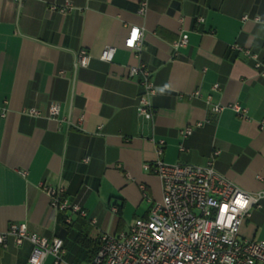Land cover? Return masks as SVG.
Wrapping results in <instances>:
<instances>
[{
    "label": "crops",
    "instance_id": "obj_1",
    "mask_svg": "<svg viewBox=\"0 0 264 264\" xmlns=\"http://www.w3.org/2000/svg\"><path fill=\"white\" fill-rule=\"evenodd\" d=\"M66 2L72 11L50 12ZM138 7L139 0H0V231L24 224L60 238V264H88L103 234L147 217L162 192L144 165L157 159L201 166L217 152V174L244 192L264 191V76L232 49L264 61V0H148L142 16ZM129 27L142 30L139 61L159 89L151 121L136 116L140 78L128 71L138 60L123 47ZM182 34L187 45L174 52ZM108 46L110 63L99 60ZM81 49L91 56L87 68L75 64ZM195 91L200 98L190 97ZM208 96L212 105L238 104L246 119L229 109L211 114ZM51 103L60 106L57 118L47 115ZM31 108L38 117L22 113ZM195 123L202 126L182 139ZM39 184L63 188L86 217L65 227ZM259 205L240 228L242 240L264 241V199ZM30 251L9 239L0 264H27Z\"/></svg>",
    "mask_w": 264,
    "mask_h": 264
},
{
    "label": "built area",
    "instance_id": "obj_2",
    "mask_svg": "<svg viewBox=\"0 0 264 264\" xmlns=\"http://www.w3.org/2000/svg\"><path fill=\"white\" fill-rule=\"evenodd\" d=\"M21 3L24 0H15ZM148 0H139L137 14L142 16L147 9ZM74 8L66 2L63 6L52 5L50 12L61 15ZM243 21L247 17L242 18ZM200 21V20H199ZM187 36L182 34L173 42L172 49L187 45ZM142 46V30L129 27L123 40V47L131 52L138 63L129 67L128 77H139L141 93L136 106V116L143 121H151L154 116L152 99L159 89L154 86L151 74L139 61ZM232 49L253 62L254 69L264 76V61L249 50L237 45ZM115 48L106 47L99 60L110 63ZM91 56L85 49L75 55V64L87 68ZM213 91L218 86L212 87ZM200 98L198 91L190 95ZM211 114L218 115L229 109L240 119H246V110L238 104L212 105L210 97L205 100ZM29 117H38L35 109L23 110ZM60 106L51 103L48 106L49 118H57ZM4 115L2 114V117ZM82 120L73 124L80 128ZM207 122V121H206ZM202 123H195L180 132L182 139L187 138ZM260 131H264V119L258 122ZM164 143L156 142L158 155ZM179 150L184 151L182 145ZM218 155L214 152L211 159L201 166L186 164L169 165L157 159L152 166L144 165L161 183V199L154 202L146 218L136 219L127 229L115 234H103L99 238V247L88 264H264V241H247L240 238V228L249 217L252 208H259L264 199V191L247 193L240 190L231 181L217 174L213 163ZM24 178L26 172L18 171ZM40 190L48 198L51 212L64 214V223L71 224L72 216L85 218L86 214L77 203H71L61 187L39 184ZM11 239L16 246L28 243L31 251L27 264H43L47 257L54 264L62 262L63 242L60 238L47 240L28 231L24 224H11L7 230L0 231V247L5 248Z\"/></svg>",
    "mask_w": 264,
    "mask_h": 264
},
{
    "label": "trees",
    "instance_id": "obj_3",
    "mask_svg": "<svg viewBox=\"0 0 264 264\" xmlns=\"http://www.w3.org/2000/svg\"><path fill=\"white\" fill-rule=\"evenodd\" d=\"M69 225H70V224H69ZM69 225H67V224L64 223V226H65V227H68ZM98 247H99V240H98V246H97V249H98ZM96 251H97V250H96ZM95 253H96V252H95Z\"/></svg>",
    "mask_w": 264,
    "mask_h": 264
}]
</instances>
